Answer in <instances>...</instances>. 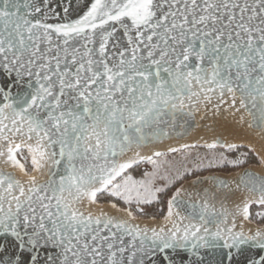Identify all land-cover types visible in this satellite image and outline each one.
<instances>
[{"label": "snow or ice", "instance_id": "obj_1", "mask_svg": "<svg viewBox=\"0 0 264 264\" xmlns=\"http://www.w3.org/2000/svg\"><path fill=\"white\" fill-rule=\"evenodd\" d=\"M0 264H264V0H0Z\"/></svg>", "mask_w": 264, "mask_h": 264}, {"label": "water", "instance_id": "obj_2", "mask_svg": "<svg viewBox=\"0 0 264 264\" xmlns=\"http://www.w3.org/2000/svg\"><path fill=\"white\" fill-rule=\"evenodd\" d=\"M216 119L217 118H215V117L211 116V114H209L208 118L205 121H203L202 123H204L206 125H213V123ZM197 132L200 134H203V129H198ZM245 167H247V165ZM241 170L242 169H237L235 171H231L230 174L234 175L236 171H241ZM205 174H207V173H205Z\"/></svg>", "mask_w": 264, "mask_h": 264}, {"label": "rangeland", "instance_id": "obj_3", "mask_svg": "<svg viewBox=\"0 0 264 264\" xmlns=\"http://www.w3.org/2000/svg\"><path fill=\"white\" fill-rule=\"evenodd\" d=\"M246 166V165H245ZM237 170V169H236ZM233 171H235V170H233Z\"/></svg>", "mask_w": 264, "mask_h": 264}, {"label": "trees", "instance_id": "obj_4", "mask_svg": "<svg viewBox=\"0 0 264 264\" xmlns=\"http://www.w3.org/2000/svg\"><path fill=\"white\" fill-rule=\"evenodd\" d=\"M231 171H233V170H231Z\"/></svg>", "mask_w": 264, "mask_h": 264}]
</instances>
